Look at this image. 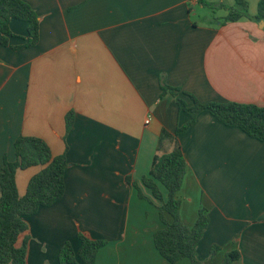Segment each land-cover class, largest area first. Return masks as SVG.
Returning a JSON list of instances; mask_svg holds the SVG:
<instances>
[{"label": "crops", "instance_id": "crops-1", "mask_svg": "<svg viewBox=\"0 0 264 264\" xmlns=\"http://www.w3.org/2000/svg\"><path fill=\"white\" fill-rule=\"evenodd\" d=\"M22 1L38 16L39 37L16 49L28 25L12 20L0 43V171L4 157L15 161L20 136L42 139L67 160L63 197L26 218L19 242L28 238L27 264H58L66 242L78 251L79 234L106 242L95 264H170L153 243L161 203L142 179L161 132L173 134L189 117L172 95L161 96V81L201 103L264 107V20L221 23L227 11L213 18L203 5L235 0ZM244 1L254 17L259 0ZM176 140L186 161L180 219L192 227L200 211L209 218L197 260L221 264L238 251L233 264H264V142L206 112ZM174 147L166 140L159 154ZM41 169L16 172L20 197ZM213 245L220 250L210 258Z\"/></svg>", "mask_w": 264, "mask_h": 264}, {"label": "trees", "instance_id": "trees-1", "mask_svg": "<svg viewBox=\"0 0 264 264\" xmlns=\"http://www.w3.org/2000/svg\"><path fill=\"white\" fill-rule=\"evenodd\" d=\"M214 12L218 9L227 11L221 23L236 22L243 18L264 20V0L257 3V12L254 17L248 13V4L244 0H235L232 7L223 4L214 5L203 3ZM18 20L27 23L26 43L16 49L34 46L39 37V21L33 9L22 0H0V43L7 45L11 36L10 22ZM161 96L172 95L179 111L188 115L187 123L169 134L162 131L157 154L154 156L151 169L142 183L151 190L153 197L161 203L158 207L159 219L162 228L153 233V243L159 255L170 264L188 259L192 264H202L197 260L196 250L203 236L209 218L200 211L195 224L187 227L180 219V200L178 192L181 188L186 171V161L183 152L177 143V136L187 130L198 114L206 112L216 121L229 128H237L243 133L258 141L264 142V107L237 102H207L201 103L189 93L173 88L161 81ZM183 96V97H182ZM187 97L190 101L184 99ZM73 123V113L70 111L65 118L67 132ZM173 141L175 147L172 152L159 154L162 143ZM15 161L3 159L0 171V264H27V243L25 237L22 242L19 238L27 229L26 218L35 214L42 207H49L58 202L65 193L64 172L67 160L64 154L53 156L48 145L39 138L18 137L14 144ZM41 166L42 169L32 176L28 182L24 196L20 197L15 183V174L18 170ZM162 185L167 191V200L159 190ZM168 215L170 221L165 217ZM79 249L74 252L72 245L66 242L58 252V264H95L97 252L106 245L103 240H92L82 234L78 235ZM220 248L211 246L209 256L214 257ZM240 258L238 251L226 253L221 264H233Z\"/></svg>", "mask_w": 264, "mask_h": 264}, {"label": "rangeland", "instance_id": "rangeland-1", "mask_svg": "<svg viewBox=\"0 0 264 264\" xmlns=\"http://www.w3.org/2000/svg\"><path fill=\"white\" fill-rule=\"evenodd\" d=\"M248 11H249V10H248ZM211 13H212V12H211ZM212 14H213V15L215 14V15L213 16ZM212 14H211V16H212L213 18H222V17L225 16V13H224L222 10H220V11H218V12L215 11V12L212 13ZM208 15H209V14H208ZM213 18H210V17H209L210 20H213ZM219 20H222V19H219Z\"/></svg>", "mask_w": 264, "mask_h": 264}]
</instances>
